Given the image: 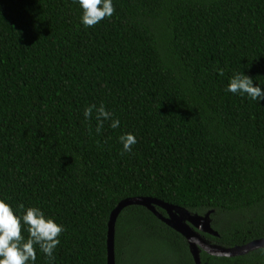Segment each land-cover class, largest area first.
I'll return each instance as SVG.
<instances>
[{
	"label": "trees",
	"instance_id": "trees-1",
	"mask_svg": "<svg viewBox=\"0 0 264 264\" xmlns=\"http://www.w3.org/2000/svg\"><path fill=\"white\" fill-rule=\"evenodd\" d=\"M113 6L85 28L73 0H0V199L64 228L52 258L34 245L35 264H107L109 216L135 197L211 212L218 236L201 234L211 245L264 239V101L225 91L237 72L264 87V0ZM91 105L120 126L98 133ZM127 133L137 143L123 152ZM199 256L264 264V249ZM114 260L195 264L185 239L140 206L117 217Z\"/></svg>",
	"mask_w": 264,
	"mask_h": 264
},
{
	"label": "clouds",
	"instance_id": "clouds-1",
	"mask_svg": "<svg viewBox=\"0 0 264 264\" xmlns=\"http://www.w3.org/2000/svg\"><path fill=\"white\" fill-rule=\"evenodd\" d=\"M81 10L80 23L85 28L97 25L105 18H111L115 12L113 0H73ZM223 75L221 71L219 73ZM227 93L247 97L251 101H264V87L256 84L253 78L244 72L235 73L229 80L225 89ZM95 110L97 121L96 131L99 133L105 121H111V128L120 126L119 119H112V113L107 111L103 105L96 107L91 105L84 111L85 119H90ZM120 143L123 152H130L132 146L137 143L135 136L131 133L121 135ZM23 210L24 206L19 205ZM22 228L29 234L27 240L22 235ZM64 231L62 225L53 219L46 218L44 212L38 207H29L24 210L23 215L15 214L10 204L0 199V264H35L36 249L47 257L52 258L56 247L60 244L59 237Z\"/></svg>",
	"mask_w": 264,
	"mask_h": 264
},
{
	"label": "water",
	"instance_id": "water-1",
	"mask_svg": "<svg viewBox=\"0 0 264 264\" xmlns=\"http://www.w3.org/2000/svg\"><path fill=\"white\" fill-rule=\"evenodd\" d=\"M140 206L151 212L161 223L165 224L181 237L188 245L189 252L195 264H200V252L214 257H237L257 249H264V239L251 241L243 246L223 248L211 245L201 234L217 237L211 227L210 214L204 216L191 215L173 205L149 197L128 198L121 201L111 212L107 223V264H115L114 260V229L117 217L127 207ZM157 209L162 210L165 215Z\"/></svg>",
	"mask_w": 264,
	"mask_h": 264
}]
</instances>
